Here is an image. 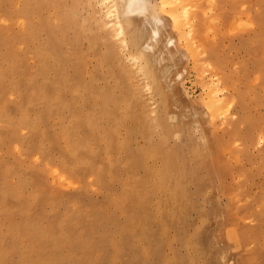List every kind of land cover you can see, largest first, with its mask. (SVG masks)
<instances>
[{
	"label": "rangeland",
	"instance_id": "374dc122",
	"mask_svg": "<svg viewBox=\"0 0 264 264\" xmlns=\"http://www.w3.org/2000/svg\"><path fill=\"white\" fill-rule=\"evenodd\" d=\"M33 1L0 0V264H264V22L254 21L264 5L246 4L235 32L213 5L189 17L198 53L182 47L160 124V96L139 81L129 42L74 38L103 0H44L26 17ZM63 6L76 17L71 42L53 46L32 20ZM133 148L148 153L129 168Z\"/></svg>",
	"mask_w": 264,
	"mask_h": 264
},
{
	"label": "bare ground",
	"instance_id": "6f19581e",
	"mask_svg": "<svg viewBox=\"0 0 264 264\" xmlns=\"http://www.w3.org/2000/svg\"><path fill=\"white\" fill-rule=\"evenodd\" d=\"M103 1L105 3L103 16L101 18L90 16L89 21L92 20V24L75 26L77 32L74 38H79L81 36L88 37L90 46H95L98 38L104 40L107 39L106 37L109 35H114L118 43L122 46L129 42L130 56L133 61L132 68L135 70L136 74L140 73L139 81L146 89L151 90L152 94L154 93L160 96V110L156 111V113L158 112V116L155 119V122L160 124H164L161 122L162 115L165 114L164 116L166 117L168 116L167 113L170 112L171 102L169 96L171 94L169 95L166 90H170L174 95L172 83L179 81L183 77L182 71L178 69L182 61V47H187L194 54L198 53V49L194 45V35L192 32L184 33L189 22V17L191 15L197 16L199 12H203L206 8H210L213 5L223 11L221 12L222 15L224 14L225 16V25L228 26L229 31L235 32L237 28H242L245 25L241 9H243L246 4L262 3L264 5V0H159L158 6L152 4L149 0ZM44 2V0H35L30 3L26 10L24 9L25 16L29 17V9L32 13L40 14L41 5ZM93 10L95 11V9ZM47 15L48 16H40L38 19L33 18V25L36 26V28L41 27L46 29L48 42L53 46H58L64 41L70 43V37H67L68 35L66 34L69 32V27L74 25L76 20L73 7L63 6L60 14L55 18L49 14ZM255 16L256 18H254V21L263 23L264 9H260ZM246 19L252 22L249 15H247ZM39 23L40 25L38 27ZM57 31L60 33L59 36L56 35ZM263 34L264 26L261 30V35ZM5 39L6 37L0 38V42H4ZM108 48L111 53L116 51L114 46H107V49ZM201 48L205 50L210 49L208 45L205 44H202ZM261 48H264V40L261 41ZM61 56L63 61L69 57L66 54H62ZM193 62L195 65H199L197 60ZM158 65H160L162 73L159 71ZM41 68L38 69V73H40ZM78 76L79 74L72 76V78L76 80ZM41 90L44 91L45 87L42 86L40 91ZM31 91L33 94H37V87L35 84L32 85ZM175 92L181 96L185 95L183 89H179L178 92ZM206 93L208 109L211 110L214 115L219 114L224 108V100L219 95L218 88L215 86L210 87ZM58 97H61V95ZM26 103L27 94L22 96L19 104L25 106ZM133 105L136 106L135 104ZM134 106L131 112L132 107L130 104V114L132 118H137L136 115H133L136 110ZM164 111L165 113H163ZM192 115L195 116L196 111L192 113ZM170 116L171 117L168 118L170 120L169 123L174 126L176 122L179 121V118L176 116V120L174 121L175 117L173 115ZM25 117L26 116L23 115L22 120H24L23 118ZM97 119L96 116L89 117L86 121L88 125H90ZM176 125L181 129L184 128L181 124ZM7 133L8 131L5 129V137L9 135ZM146 153H148L147 149H129L128 156L123 162L127 167L133 168L142 161ZM164 174L165 171L162 170L160 182L164 180V176H166ZM139 182H142V179H138L137 183ZM132 190V187H125L123 189V194H129ZM131 223L132 221L128 220L127 223L120 228L124 238L128 237V235L124 234L133 225V223ZM239 244H244V241L241 240ZM107 258H110V256L106 255L103 260L105 261Z\"/></svg>",
	"mask_w": 264,
	"mask_h": 264
}]
</instances>
